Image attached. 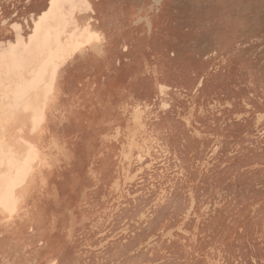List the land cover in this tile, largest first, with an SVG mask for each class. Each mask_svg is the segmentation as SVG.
I'll list each match as a JSON object with an SVG mask.
<instances>
[{
	"label": "rangeland",
	"instance_id": "rangeland-1",
	"mask_svg": "<svg viewBox=\"0 0 264 264\" xmlns=\"http://www.w3.org/2000/svg\"><path fill=\"white\" fill-rule=\"evenodd\" d=\"M0 137V264H264V0H0Z\"/></svg>",
	"mask_w": 264,
	"mask_h": 264
},
{
	"label": "bare ground",
	"instance_id": "bare-ground-1",
	"mask_svg": "<svg viewBox=\"0 0 264 264\" xmlns=\"http://www.w3.org/2000/svg\"><path fill=\"white\" fill-rule=\"evenodd\" d=\"M52 30L53 29H50L51 34H47L48 36H55L56 35L54 32H52ZM75 36H77V35H75ZM75 36H73V37H75ZM102 38H103V34L101 32H97L93 29L85 30L79 36L76 37L73 45L70 46L71 47L70 49L73 50V52L76 51V53H78L83 48L90 46L92 44H96V45L98 44L99 45ZM61 41L63 42L62 39H61ZM57 54H59V53H57ZM57 54L54 55L53 53H50L47 55V58L45 59V61H48V62L42 64L40 71L37 74V76L33 79V82L32 83L26 82L27 83L26 88L23 86L24 88L22 87L23 88V89H21L22 91L19 93V95H17V96L15 95V98H14L17 105L21 106L24 109H30L31 112L33 113L32 119H34V120L32 122V125H33L32 130L37 129L42 124L44 118L42 120L39 119L40 120L39 124H38V122L37 123L35 122L36 121L35 119H37L40 115H43V112H44L45 107L47 105V101L49 99V96L55 90V82L54 81L56 80V75H57V72L59 71L58 65L61 64V56L57 55ZM60 54H62V53H60ZM63 56L64 55H62V57ZM55 67H57L58 69ZM48 73H50V74H48ZM47 79H49L52 82V86L46 87L48 84ZM39 88H40V91H38ZM33 92H34V94H33ZM28 142H30V141H28ZM34 148L35 147L32 144V146L28 152L29 155H28L27 160L26 159H25V161L22 160L19 155H16L14 153L15 155L13 157V160L9 163L10 168H8L6 171H2V169H0V174H1L0 180H2V175L6 176V177L8 176L6 178L7 184H5L4 182H0V191L2 192V194L0 196V207L5 209L6 211H8L10 214H14L18 209V204L20 202V197L18 194V188L26 182V180H27V178L31 172V162L34 159H36L37 156L39 155L35 151ZM6 149H7V145H6L5 141L3 139H1V137H0V156L3 155V153L6 151Z\"/></svg>",
	"mask_w": 264,
	"mask_h": 264
}]
</instances>
